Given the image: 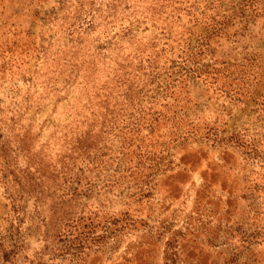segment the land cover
I'll use <instances>...</instances> for the list:
<instances>
[{
  "label": "rangeland",
  "instance_id": "374dc122",
  "mask_svg": "<svg viewBox=\"0 0 264 264\" xmlns=\"http://www.w3.org/2000/svg\"><path fill=\"white\" fill-rule=\"evenodd\" d=\"M168 242L264 264V0H0V264Z\"/></svg>",
  "mask_w": 264,
  "mask_h": 264
},
{
  "label": "trees",
  "instance_id": "16d2710c",
  "mask_svg": "<svg viewBox=\"0 0 264 264\" xmlns=\"http://www.w3.org/2000/svg\"><path fill=\"white\" fill-rule=\"evenodd\" d=\"M202 46H203L202 44L201 45L199 44L198 45L197 52L194 53L193 51H191L190 54H193L194 53V58L202 55L204 53V51L202 50ZM203 67L206 69V71H203L199 67H192L191 71L197 72V75H200V74H208L209 71L207 69L210 67V65H206V66H203ZM87 152H89V147H86L84 149L81 148L80 149V153L77 154V157L75 159L77 160L81 156H85V155H86V159L89 158L90 155ZM100 158H102V157L99 156V157L92 158L91 161H90V164H96L95 165L96 167L99 166V165H101L103 162H101V159ZM166 246H167V249L164 252V261H165V264H171L169 261L171 260V255L172 254L169 253L168 249H169V247H174V246L171 245L170 242H168L166 244Z\"/></svg>",
  "mask_w": 264,
  "mask_h": 264
}]
</instances>
